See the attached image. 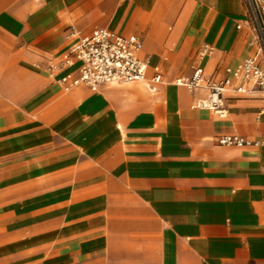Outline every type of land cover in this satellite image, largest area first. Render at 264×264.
I'll list each match as a JSON object with an SVG mask.
<instances>
[{
	"label": "crops",
	"instance_id": "crops-1",
	"mask_svg": "<svg viewBox=\"0 0 264 264\" xmlns=\"http://www.w3.org/2000/svg\"><path fill=\"white\" fill-rule=\"evenodd\" d=\"M96 28L142 42L145 82L63 91L48 64ZM251 39L240 0H0V264H264L263 98L220 118L175 85Z\"/></svg>",
	"mask_w": 264,
	"mask_h": 264
},
{
	"label": "built area",
	"instance_id": "built-area-1",
	"mask_svg": "<svg viewBox=\"0 0 264 264\" xmlns=\"http://www.w3.org/2000/svg\"><path fill=\"white\" fill-rule=\"evenodd\" d=\"M244 16L251 32V46L255 53L244 58L234 69H227L223 79L204 74L199 66L191 75L175 81V85L189 92L204 89L206 97L196 107L211 111L224 118L227 109L224 94L227 92L255 91L263 98L260 114H264V0H240ZM69 37L76 40L57 60L48 64L50 75L61 74L57 80L63 91L84 86L96 90L104 84H130L146 81L147 58L140 57L142 42L135 36L123 37L104 28H96L87 35L72 30ZM213 48L203 44L198 52L203 59ZM161 82L159 75L151 79L152 84ZM217 143L226 147L260 146V141H250L237 135L218 138Z\"/></svg>",
	"mask_w": 264,
	"mask_h": 264
}]
</instances>
